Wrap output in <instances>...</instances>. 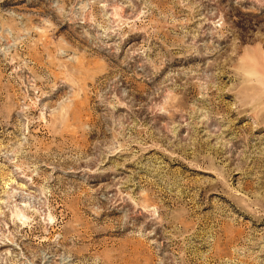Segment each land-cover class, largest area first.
I'll list each match as a JSON object with an SVG mask.
<instances>
[{"label":"rangeland","instance_id":"1","mask_svg":"<svg viewBox=\"0 0 264 264\" xmlns=\"http://www.w3.org/2000/svg\"><path fill=\"white\" fill-rule=\"evenodd\" d=\"M0 264H264V0H0Z\"/></svg>","mask_w":264,"mask_h":264}]
</instances>
